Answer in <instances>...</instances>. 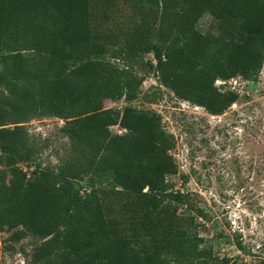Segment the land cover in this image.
Masks as SVG:
<instances>
[{"label": "trees", "instance_id": "obj_1", "mask_svg": "<svg viewBox=\"0 0 264 264\" xmlns=\"http://www.w3.org/2000/svg\"><path fill=\"white\" fill-rule=\"evenodd\" d=\"M205 15L218 35L198 28ZM263 65L264 0H0V233L38 239L32 264H237L215 255L222 235L203 234L207 215L170 181L163 117L133 103L144 67L222 116L240 96L217 81H256ZM40 118L63 121L55 166L38 163L26 126Z\"/></svg>", "mask_w": 264, "mask_h": 264}, {"label": "rangeland", "instance_id": "obj_2", "mask_svg": "<svg viewBox=\"0 0 264 264\" xmlns=\"http://www.w3.org/2000/svg\"><path fill=\"white\" fill-rule=\"evenodd\" d=\"M121 13L129 11L124 8ZM198 28L203 33L220 32L219 23L210 15L199 21ZM145 57V61L150 59ZM138 71L146 80L133 105L160 114L164 127L174 135L172 154L180 174L170 181L175 190L189 192L192 205L207 215L209 221L198 218L205 225L203 234L222 235L214 239L215 255L237 264H258L264 259V65L256 81L219 86L223 92L233 90L240 96L222 116H211L178 99L144 67ZM61 125L58 118H40L26 125L41 148L38 163L42 167L57 165L68 150V139L59 132ZM112 130L123 132L119 127ZM20 167L31 171L25 164ZM10 234L0 233V264H32L39 240L28 237L14 243L8 240ZM237 240L246 250L237 248Z\"/></svg>", "mask_w": 264, "mask_h": 264}, {"label": "built area", "instance_id": "obj_3", "mask_svg": "<svg viewBox=\"0 0 264 264\" xmlns=\"http://www.w3.org/2000/svg\"><path fill=\"white\" fill-rule=\"evenodd\" d=\"M217 84H218L219 86H225V83H224V82H221V81H217ZM228 84H229V85H238V81H237V80H231V81H229Z\"/></svg>", "mask_w": 264, "mask_h": 264}]
</instances>
